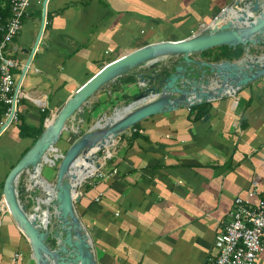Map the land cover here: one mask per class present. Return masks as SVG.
<instances>
[{
	"label": "crops",
	"instance_id": "crops-1",
	"mask_svg": "<svg viewBox=\"0 0 264 264\" xmlns=\"http://www.w3.org/2000/svg\"><path fill=\"white\" fill-rule=\"evenodd\" d=\"M9 1L0 0V9ZM235 1L49 0L40 43L20 86L25 95L19 104L21 122L39 128L47 115L45 130L61 106L104 65L150 44L197 34ZM43 2L31 1L23 29L9 46L11 56L20 61L17 82L40 32ZM263 47L251 46L248 54H263L259 51ZM221 48L203 52L200 58L216 63L222 55L220 62L236 60L229 47ZM143 69L109 82L89 99L82 133L134 101L143 90L136 77ZM130 76L136 80L126 81ZM263 100L264 77L233 96L207 102L209 117L192 120L191 109L180 108L147 118L119 135L105 168L114 176L85 183L75 204L97 264H207L217 255L234 200L251 190H264ZM19 124L10 125L0 136L1 185L11 170L8 166L16 164L33 143L20 138ZM78 125L72 119L59 138L66 149L76 141ZM45 162L37 167L39 175ZM210 210L220 216L218 224L192 227L198 246L211 248L212 253L200 261L190 260L187 249L180 254L177 248L180 227L189 224V217L199 219V212ZM15 252L24 254L22 264H34L27 238L0 210V264H11ZM258 264H264V252Z\"/></svg>",
	"mask_w": 264,
	"mask_h": 264
},
{
	"label": "water",
	"instance_id": "water-1",
	"mask_svg": "<svg viewBox=\"0 0 264 264\" xmlns=\"http://www.w3.org/2000/svg\"><path fill=\"white\" fill-rule=\"evenodd\" d=\"M48 1L43 2L40 32L22 69L17 90L40 43L46 25ZM228 9L234 10L239 16L224 19ZM247 11L253 16H248ZM239 21L248 22L250 26L238 30L235 24ZM214 26L217 28L214 29ZM263 39L264 0H236L234 5L215 15L210 24L197 34L178 41L159 42L139 48L104 65L85 82L61 106L56 116L48 121L42 135L4 180L1 194L3 201L13 221L30 243L35 264H97L92 241L76 211L75 202L79 201V198L76 200V192L79 186L70 188L65 185L67 178H75L71 172L75 164L80 159L94 163L96 157L91 160L88 154L94 156L96 150L112 145L119 135L147 118L233 96L242 87L263 78L264 53L258 56L248 54L250 47L264 42ZM239 45L246 52L240 60L215 63L200 58L201 53L213 48H236ZM171 57L176 58L175 61L159 65ZM142 67L143 71L136 77L143 90L134 101L114 111L111 116L100 119L87 132L82 133L83 109L89 99L109 82ZM11 117L12 114L0 127V136L8 128ZM72 119L79 121L74 130L76 141L65 154L57 153L48 158L50 164L58 157L61 160L54 184L59 215H54L57 231L56 237L52 238L55 244L52 245L50 232L46 228H37L36 222L30 220L26 206L20 203L17 187L24 172L32 169V174L35 173L36 166L44 162L50 150L57 149L55 145Z\"/></svg>",
	"mask_w": 264,
	"mask_h": 264
},
{
	"label": "built area",
	"instance_id": "built-area-1",
	"mask_svg": "<svg viewBox=\"0 0 264 264\" xmlns=\"http://www.w3.org/2000/svg\"><path fill=\"white\" fill-rule=\"evenodd\" d=\"M31 1L11 0V17L0 28L3 34L0 41V101L8 106L5 120L1 126L11 114L9 126L20 123L19 104L25 95L20 89L17 90L16 70L20 69V61L11 56L9 46L23 29V21L28 14ZM111 156L112 152L107 150L104 155L98 158L97 162L94 161V170H90V174L79 185L78 189L91 180H104L114 176L113 172L107 173L105 171ZM58 160H60L59 157L55 159V164ZM36 178L37 176L34 174V179H32L34 180V187H37ZM76 194V200L80 199L78 192ZM101 197L102 194L97 196L94 201L100 202ZM38 198L42 197L36 196L37 205L39 204ZM229 218L228 224L220 235L221 248L217 255L207 260V264H258L259 257L264 251V190H251L245 196L237 197L234 200ZM23 261L24 254L22 252H15L11 258V264H22Z\"/></svg>",
	"mask_w": 264,
	"mask_h": 264
},
{
	"label": "rangeland",
	"instance_id": "rangeland-1",
	"mask_svg": "<svg viewBox=\"0 0 264 264\" xmlns=\"http://www.w3.org/2000/svg\"><path fill=\"white\" fill-rule=\"evenodd\" d=\"M260 44L264 45V42H262ZM260 44H258V45H260ZM216 48H221V47H216ZM221 49H222V51H224L223 48H221ZM262 50L264 51V47H263V49H261L259 51H262ZM221 57H222V55L218 56V59H221ZM175 59L176 58L171 57L169 59H166L163 62H160L159 65H162L164 63L165 64L170 63L172 61H175ZM254 103H256V102L254 101ZM262 103L264 104V100L262 101ZM111 147H113V145L107 146L105 149L101 150L100 152L103 153V155H104L105 151H107V150L111 151V149H110ZM55 148H57L58 151H57V149L53 150V153H50V155H49L50 158H52V155H54V153L64 154L68 150V149H66L67 146L64 143H62V141L58 142L55 145ZM100 152L98 150H96L94 152L95 155L93 156L92 160L96 157L97 159H95L94 161L97 162L98 158L101 157ZM50 163L51 162L48 159H46V162L43 163V165L41 166L42 167V170H41V178L42 179L40 178V176L38 178H39V180H41V183H47L48 182L47 184H52L53 186L52 185L51 186L54 188V184L56 183V177H57V169L61 163V160L56 161V164L54 161V163H52V164H55V165H52ZM13 164H15V163H11L8 167H11ZM86 164H88V163H86ZM91 169L94 170L93 164H92V167L88 168V170H91ZM32 179H34V173L32 174V169H30V170H27L26 172L23 173L22 178H21V182L18 181V186L20 184V187L19 188L17 187L19 200H20L21 205L26 206V208H27L26 212L28 214H30V217L35 219L36 227L37 228H40V227L46 228L50 232V238L52 239V238L56 237L55 233L57 231V229H56L57 221H56L55 216H54L55 214H57V211L55 209L56 208L55 207V199L52 197V195H50L48 202L43 201V198L45 197V192L40 187H34V180H32ZM83 186H81V187H83ZM0 190H1V183H0ZM77 192H78V190H77ZM36 196L42 197V198H38L39 199L38 205L36 203ZM0 210H1V212L8 214L10 216L8 208L5 204V202L3 201L2 195L0 196ZM198 214L200 216L199 219H196L194 216H191L188 218L190 221L189 224L180 227V233H179L180 234V244L178 243V246H177L180 254L183 252L184 249H187L191 254L190 260L195 259L196 261H198V260L200 261L206 253H208V255L210 253V255H211L212 252H209L211 250V248H210V250H202L198 246V243L196 242V239H195L196 231L192 227V224L197 223L198 225H205L206 224L205 222H210L211 224H218V221L220 219V216H218V214L215 210H210L208 212H199ZM84 223L86 225L87 221H85ZM16 226H17V224H16ZM17 228L19 229L18 226H17ZM51 244L52 245L55 244L54 239L51 240ZM183 259L184 258L181 257L180 262H182ZM31 261L35 264L34 260H31Z\"/></svg>",
	"mask_w": 264,
	"mask_h": 264
},
{
	"label": "trees",
	"instance_id": "trees-1",
	"mask_svg": "<svg viewBox=\"0 0 264 264\" xmlns=\"http://www.w3.org/2000/svg\"><path fill=\"white\" fill-rule=\"evenodd\" d=\"M10 1L8 2V5H7L6 8H4V10L0 9V28H1V26L5 25L7 23V21H8V19L11 17V3H10ZM2 35L3 34L1 32V30H0V41L2 39ZM223 47H225V46H223ZM230 49H231V52L233 54L232 55V60L236 59L234 61H237V60H240V59H242L244 57L245 51H244V48L241 45L237 46L236 48H230ZM230 57L231 56H227L226 58L229 59ZM218 61L220 62V59H218ZM135 80L136 79L134 78V76H130V77H128L126 79V81H128V82H133ZM7 109H8V106L5 105L2 101H0V124L3 121V118H4V116L7 113ZM190 109H191V112H190V115H189V119L200 120V119H202L203 117H205L207 115V113L210 110V107L208 106L207 103H203V104H200V105H197V106H193ZM46 117H47V115L43 116L42 125L39 128L29 126V125L25 124L24 122H21V119H20V124L18 126L19 130H20V133H19L20 138H22V139H27V138L32 139L33 140L32 145H33L37 141V139L42 135V133L44 132L43 123H44ZM138 125L139 124H136L132 129H136L138 127ZM28 150L29 149H27L24 152V154ZM100 155L102 156L103 153L100 152ZM15 165L16 164H13L11 166V169ZM3 185H4V183L1 185L0 196L2 194Z\"/></svg>",
	"mask_w": 264,
	"mask_h": 264
},
{
	"label": "bare ground",
	"instance_id": "bare-ground-1",
	"mask_svg": "<svg viewBox=\"0 0 264 264\" xmlns=\"http://www.w3.org/2000/svg\"><path fill=\"white\" fill-rule=\"evenodd\" d=\"M247 15L253 16V14L250 11H247ZM238 16H239V14H237L234 10L228 9V11H226V13L224 14V19L234 18V17H238ZM249 26H250V24L248 22H243V21L242 22L239 21L238 23L235 24V27L238 30H243L245 28H248ZM213 28L215 29L217 27L214 26ZM101 125H103V123ZM52 150H50L49 154L47 155L48 157H49L50 153H52ZM48 157L44 158V160L47 159ZM89 158L91 160L93 158V155L91 153L89 155ZM86 163H88V164H86ZM92 164H93L92 162H88V161H85L84 159H80L75 164L73 169L71 170V172L73 173L75 178L74 179L67 178L65 185H68L70 188H73V187L75 188V187L79 186L80 184H82V182L85 180V178L90 174V172H89L90 170H88V168L92 167ZM38 165L36 166V172L34 173L37 176L35 184L37 185V187H40V188H42V190H44L45 197L43 198V201L48 202L50 195H52V197L55 199L57 189L53 188L52 187L53 185L51 186L50 184H47V183H41V180H39V178H38L40 176L38 171H37ZM14 185H15V183H14ZM55 207H56L55 209L57 211V215H59V207L56 204H55ZM29 218L32 222L35 221L34 218H31L30 216H29Z\"/></svg>",
	"mask_w": 264,
	"mask_h": 264
}]
</instances>
